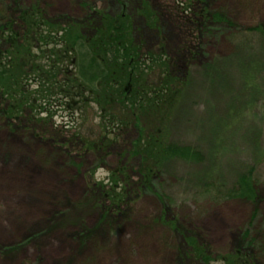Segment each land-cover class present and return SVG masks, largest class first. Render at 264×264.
Listing matches in <instances>:
<instances>
[{"label":"rangeland","instance_id":"374dc122","mask_svg":"<svg viewBox=\"0 0 264 264\" xmlns=\"http://www.w3.org/2000/svg\"><path fill=\"white\" fill-rule=\"evenodd\" d=\"M19 1L39 5L49 17L85 21L88 15L97 18L98 11L129 15L144 52L156 49L163 38L166 56L179 54L186 83L167 137L199 148L205 161L169 162L158 180L163 201L149 192L140 194L125 208V216L101 221L93 203L79 202L92 183H106L122 165L137 179L139 159L127 153L136 128L115 133L100 152L86 150L82 143L85 138L98 144L107 137L93 104H66L65 99L58 104L56 99L50 113L39 115L42 121L34 116L29 121L28 111L14 122L0 116V264H175L182 239L173 225L170 229L162 222L173 218L195 232L212 256L236 248L254 211V232L262 237L264 38L253 29L264 26V0H209L211 11L232 25L221 24V31L204 33L201 41L197 31L202 29L194 24L198 18L191 15L200 5L184 12L185 0H144L159 14L155 27L139 11L143 0ZM12 6L11 0H0V17ZM250 166L256 169V204L217 201L201 192L196 176L202 172L232 181ZM87 232L91 235L79 236ZM258 259L264 264V248Z\"/></svg>","mask_w":264,"mask_h":264},{"label":"trees","instance_id":"16d2710c","mask_svg":"<svg viewBox=\"0 0 264 264\" xmlns=\"http://www.w3.org/2000/svg\"><path fill=\"white\" fill-rule=\"evenodd\" d=\"M11 1L12 8L8 7L0 17V116L14 122L28 111L29 121H33V116L42 121L39 115L50 113L53 100L59 104L65 99L66 104L73 102L83 107L93 104L100 112L107 137L98 144H88L85 138L82 143L86 150L100 152L114 141L112 135L129 126L136 128L137 137L127 153L139 159L137 179L122 165L110 173L106 183H92L87 198L79 205L93 203L100 210L101 221L125 216V208L140 194L149 192L164 200L158 180L166 164L174 160L204 163L205 155L199 148L172 142L167 137L171 115L181 103L186 83L178 67L179 54L166 56L163 38L156 49L144 52L142 44L134 39V23L129 15L98 11L97 18L88 15L81 21L67 16L49 17L37 4ZM208 1L185 0L188 7L183 9L190 11L195 3L200 5L197 14L191 13L198 18L194 24L202 29L197 31L200 41L209 31L219 32L223 24L232 25L225 15L211 11ZM139 8L150 27L159 24V14L147 1H141ZM253 30L264 38V26ZM88 31L91 33L86 34ZM152 121H157V125ZM255 171L254 166L247 167L232 181L205 171L196 177L201 192L217 201L256 204L259 193ZM256 217L254 211L233 251L216 256L176 218L160 220L170 229L174 226L172 230L181 236L175 264H258L264 232L262 237L259 231L254 232ZM90 235L87 232L79 236L83 239Z\"/></svg>","mask_w":264,"mask_h":264}]
</instances>
